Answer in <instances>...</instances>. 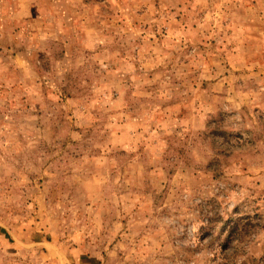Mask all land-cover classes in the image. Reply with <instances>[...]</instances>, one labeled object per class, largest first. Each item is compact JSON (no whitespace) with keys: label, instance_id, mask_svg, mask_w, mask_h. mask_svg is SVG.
Wrapping results in <instances>:
<instances>
[{"label":"rangeland","instance_id":"1","mask_svg":"<svg viewBox=\"0 0 264 264\" xmlns=\"http://www.w3.org/2000/svg\"><path fill=\"white\" fill-rule=\"evenodd\" d=\"M0 264H264V0H0Z\"/></svg>","mask_w":264,"mask_h":264}]
</instances>
